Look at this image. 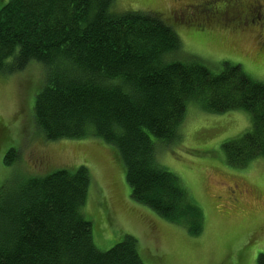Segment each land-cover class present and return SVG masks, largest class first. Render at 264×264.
<instances>
[{"label": "trees", "instance_id": "trees-1", "mask_svg": "<svg viewBox=\"0 0 264 264\" xmlns=\"http://www.w3.org/2000/svg\"><path fill=\"white\" fill-rule=\"evenodd\" d=\"M115 1L0 4V74L41 64L44 80L33 102L39 133L46 140L94 136L113 144L132 197L198 235L203 214L159 162L156 146L180 139L193 100L210 113L251 114L252 127L223 143L230 165L264 157V83L238 64L212 71L184 54L179 34L158 14L115 12ZM15 160L11 148L5 163ZM20 180L0 195V264H145L131 235L108 250L97 247L83 212L87 166Z\"/></svg>", "mask_w": 264, "mask_h": 264}, {"label": "rangeland", "instance_id": "rangeland-1", "mask_svg": "<svg viewBox=\"0 0 264 264\" xmlns=\"http://www.w3.org/2000/svg\"><path fill=\"white\" fill-rule=\"evenodd\" d=\"M212 2L116 0L114 11L156 13L179 34L185 55L214 72L226 63L238 64L264 83V27L208 19L217 8ZM43 80L39 63L21 73L0 74V195L22 178L85 165L91 184L83 212L99 249L131 235L145 264H258L264 253V157L235 167L223 148L226 140L252 127L248 111L210 113L188 101L180 139L156 146L159 162L181 180L203 214V229L193 235L132 197L126 166L113 144L94 136L46 140L39 133L33 102ZM11 148L17 160L6 164Z\"/></svg>", "mask_w": 264, "mask_h": 264}, {"label": "flooded vegetation", "instance_id": "flooded-vegetation-1", "mask_svg": "<svg viewBox=\"0 0 264 264\" xmlns=\"http://www.w3.org/2000/svg\"><path fill=\"white\" fill-rule=\"evenodd\" d=\"M221 6H217L213 0V5L217 8L212 11V15L207 18L224 19L231 24L243 23L244 25H257L263 30L264 27V0H220ZM211 3V4H212ZM218 16V17H217ZM249 16V17H248ZM208 18V19H209ZM220 18V19H219Z\"/></svg>", "mask_w": 264, "mask_h": 264}]
</instances>
